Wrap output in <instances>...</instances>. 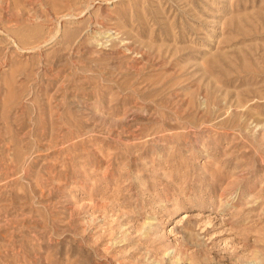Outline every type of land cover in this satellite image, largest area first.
<instances>
[{
	"label": "rangeland",
	"instance_id": "374dc122",
	"mask_svg": "<svg viewBox=\"0 0 264 264\" xmlns=\"http://www.w3.org/2000/svg\"><path fill=\"white\" fill-rule=\"evenodd\" d=\"M0 264H264V0H0Z\"/></svg>",
	"mask_w": 264,
	"mask_h": 264
}]
</instances>
